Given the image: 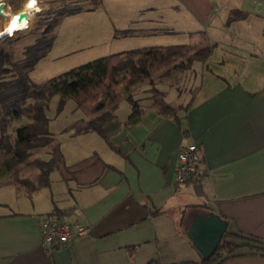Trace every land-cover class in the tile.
Listing matches in <instances>:
<instances>
[{
  "label": "crops",
  "instance_id": "1",
  "mask_svg": "<svg viewBox=\"0 0 264 264\" xmlns=\"http://www.w3.org/2000/svg\"><path fill=\"white\" fill-rule=\"evenodd\" d=\"M53 1L38 0L30 18ZM64 1L92 12L111 0ZM138 1L174 15L164 27L149 25L141 32L189 33L188 41L177 42L185 52L209 46L206 58L195 60L190 69L158 79L172 102L180 97L175 103L185 104L194 93L189 107L177 111L189 134L170 115L151 109L150 98L139 97L142 113L134 123L126 121L131 107L118 118L117 102L105 103L104 108H114L104 125L108 139L87 129L91 116L53 133L52 143L34 149L33 156L47 159L56 146L58 159L48 184H39L38 170L32 175L22 170L29 164L20 163L19 174L29 177L33 187L18 184L12 170H0V264H144L152 258L192 264L202 253L187 229L197 215L209 213L225 219L226 230L264 239V26L255 25L259 15L264 17V4ZM24 2L7 0L12 10L25 9ZM168 75L176 77L173 82L186 77L189 86H163ZM190 140L199 145L206 169L199 185L174 179L178 149ZM48 212L86 224L88 233L44 247L39 221ZM219 264H264V255L243 253Z\"/></svg>",
  "mask_w": 264,
  "mask_h": 264
},
{
  "label": "trees",
  "instance_id": "2",
  "mask_svg": "<svg viewBox=\"0 0 264 264\" xmlns=\"http://www.w3.org/2000/svg\"><path fill=\"white\" fill-rule=\"evenodd\" d=\"M77 10L79 7L66 6V4L60 5L55 10L49 9V12H54L53 16L50 15L51 17L48 16L45 20L43 32L34 41L24 46L23 56L20 58L15 57L14 41L10 39V36H3L0 39V106L10 103L15 105L14 115L19 116L23 112L21 104L26 97L33 96L26 111L30 119L27 123L15 128L14 136L6 132L5 119L2 118L0 123V157L2 156L0 168L12 170L14 180L18 184H25L28 187L35 185L29 177L20 176L18 166L20 163L32 164L38 168L37 177L40 185H46L49 182V173L58 159L56 146L47 159L33 157L32 153L34 149L51 144L53 141V133L48 127L49 117L45 108L55 93L59 95L60 107L68 97H73L76 100V106L85 115L91 116L87 122V129L94 130L108 139L104 125L114 116V108H104L105 102L116 103L119 94L125 89L131 104V111L126 121L128 123L138 121L142 106L139 98L134 97L132 91L141 81L149 79L150 108L158 113L170 115L177 122L182 133L189 134L177 111L189 107L194 93L185 104L172 102L167 99L166 89L158 85V79L168 73H182L190 69L195 60L206 58L209 46L185 52L182 43H173L111 52L78 65L76 68L78 78L62 83L51 82L40 86L29 77L27 70L46 53L51 45L54 38L53 29L60 16ZM122 31L127 33L128 28ZM175 60L177 61L170 65ZM155 75L157 79L154 78ZM243 253L264 255V239L241 231L225 230L210 257H202L197 262L191 263L219 264L228 257ZM144 264L162 263L158 258H152Z\"/></svg>",
  "mask_w": 264,
  "mask_h": 264
},
{
  "label": "rangeland",
  "instance_id": "3",
  "mask_svg": "<svg viewBox=\"0 0 264 264\" xmlns=\"http://www.w3.org/2000/svg\"><path fill=\"white\" fill-rule=\"evenodd\" d=\"M48 3L43 5L41 11L34 14L30 24H27L29 26L27 30H21L11 36L10 39L14 41L15 57H22V49L24 46L34 41L43 32L46 24L45 20L48 16L51 17L54 14L53 11L49 12V9L55 10V8L65 4L66 1L57 0L50 2L49 5ZM104 4L105 7L99 3L100 6L97 5L95 11L92 12L79 9L71 13H64L60 16L53 29L54 38L51 45L46 53L37 59L27 70L32 80L40 86L51 82L62 83L70 79L78 78L77 66L96 57L124 49L188 41L189 33L186 32H165V28H160L162 31L152 33L141 32L144 27L149 25L158 28L164 27L174 16L170 10H154L143 7L139 4L138 0H111ZM50 5L51 8H49ZM235 6L245 8V5H240V3L235 4ZM165 14L168 17L164 16ZM148 17H153L154 20L150 21ZM23 22H19V24ZM27 25L21 24L17 25V27L26 28ZM255 25L264 26V17L262 15L257 17ZM125 28H128L127 33H123L122 31ZM174 62L176 61L171 62L170 65ZM174 78L170 75L166 76L162 82L164 83L163 86H171V90H175L173 88L174 84L178 86L175 88L182 90H185L189 86L186 77L181 78L177 82H173ZM146 85L148 86V80H144L140 86L139 84L135 86L134 90L139 91H135V93L132 91L134 97H139L140 99L146 98L148 100L150 98L148 96L150 94L148 91L150 85L148 87ZM186 97H184V101ZM32 100L33 96L26 97L25 101L21 104L23 112L19 116L14 115L15 111L13 109L16 108L15 105L10 103L5 104V106H0V123L2 118L5 119L6 132L10 133L11 136H14L17 126L27 123L30 119L26 111ZM178 100H180V97L174 101L177 102ZM8 105L12 106L9 107ZM130 105L126 96V90L123 89L116 103L118 118L119 113L122 115L126 108L131 107ZM45 112L49 117V130L52 133H56V135L63 131V127L69 125V123H79L87 116L76 106V100L73 97H68L60 107L59 95L57 93L49 99ZM42 152L43 150L39 153ZM36 154L37 152L33 151L32 156ZM1 158L2 156L0 157V163ZM22 170L25 172L28 170V174L32 175L38 169L35 165L31 164L24 165Z\"/></svg>",
  "mask_w": 264,
  "mask_h": 264
},
{
  "label": "built area",
  "instance_id": "4",
  "mask_svg": "<svg viewBox=\"0 0 264 264\" xmlns=\"http://www.w3.org/2000/svg\"><path fill=\"white\" fill-rule=\"evenodd\" d=\"M32 0H25L22 9L12 10L7 0H0V19L4 20L0 28V39L3 36H13L21 30L27 29L30 24V10L38 7V0L31 4ZM256 5L264 4V0H254ZM32 5L31 7L29 5ZM260 10L259 6L255 7ZM25 11L27 17L19 19V13ZM25 20L26 28L16 27L14 31L8 30L7 21L11 18ZM206 175V169L202 163L199 145L190 140L183 143L177 152V164L174 179L177 184L190 182L199 185ZM41 239L40 242L44 247H52L55 244H66L73 240L79 239L88 233V226L77 220L62 219L52 212L44 214L39 221Z\"/></svg>",
  "mask_w": 264,
  "mask_h": 264
},
{
  "label": "water",
  "instance_id": "5",
  "mask_svg": "<svg viewBox=\"0 0 264 264\" xmlns=\"http://www.w3.org/2000/svg\"><path fill=\"white\" fill-rule=\"evenodd\" d=\"M27 17L25 11L19 13V19ZM227 221L214 213L197 215L187 234L193 243L201 250L202 257L208 258L216 248L226 230Z\"/></svg>",
  "mask_w": 264,
  "mask_h": 264
},
{
  "label": "bare ground",
  "instance_id": "6",
  "mask_svg": "<svg viewBox=\"0 0 264 264\" xmlns=\"http://www.w3.org/2000/svg\"><path fill=\"white\" fill-rule=\"evenodd\" d=\"M31 2V4H33L32 3V1H30ZM10 21V22H9ZM13 21H15V27H13V24H12V22ZM24 20H17V18H14V17H12L11 18V20H8L7 21V24H6V26L8 27V30L10 29V30H14L15 28H16V26H17V23L19 24V22H23ZM26 23V21L25 22H23V23H21V24H25ZM189 183V182H188Z\"/></svg>",
  "mask_w": 264,
  "mask_h": 264
},
{
  "label": "snow or ice",
  "instance_id": "7",
  "mask_svg": "<svg viewBox=\"0 0 264 264\" xmlns=\"http://www.w3.org/2000/svg\"><path fill=\"white\" fill-rule=\"evenodd\" d=\"M32 3L34 4L35 0H32ZM29 6L31 7L32 5L30 4ZM12 24H13V27H15V21H13Z\"/></svg>",
  "mask_w": 264,
  "mask_h": 264
}]
</instances>
